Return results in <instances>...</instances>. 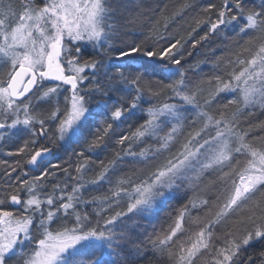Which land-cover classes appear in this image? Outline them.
Masks as SVG:
<instances>
[{
  "label": "snow or ice",
  "instance_id": "6c2138e0",
  "mask_svg": "<svg viewBox=\"0 0 264 264\" xmlns=\"http://www.w3.org/2000/svg\"><path fill=\"white\" fill-rule=\"evenodd\" d=\"M144 7L0 0V264H264V0Z\"/></svg>",
  "mask_w": 264,
  "mask_h": 264
},
{
  "label": "trees",
  "instance_id": "16d2710c",
  "mask_svg": "<svg viewBox=\"0 0 264 264\" xmlns=\"http://www.w3.org/2000/svg\"><path fill=\"white\" fill-rule=\"evenodd\" d=\"M207 2L208 0H144V11L148 13L154 26L159 28L161 32L165 31V24H167L168 34L170 35L178 34L187 38V33L190 30L195 29V31H192V37H196L197 33L200 35L204 34L205 25L197 23V15L201 10L197 9L193 12L191 9H187L181 12V5L186 3L203 5ZM213 2H219V0H213ZM145 24L147 25V20L145 21ZM212 43L216 48L222 47V45L217 44L216 41H212ZM192 51H199L200 53L195 56L194 60L192 57H187V59L193 60V64H196L197 62L202 63L205 56L211 55V52L207 47L200 48L199 45L197 46V49ZM250 119L255 121L257 119H264V117L257 114ZM8 159L11 160L12 158ZM179 208L180 204L173 201L172 205L166 207L164 211H161L158 217H150V220L152 221L151 223L148 221H142L141 223L144 227H147L150 230L152 227L159 230L161 226H167L166 222H171V217L178 212ZM193 227H195V225H193Z\"/></svg>",
  "mask_w": 264,
  "mask_h": 264
}]
</instances>
